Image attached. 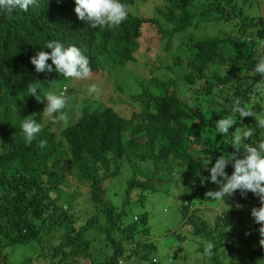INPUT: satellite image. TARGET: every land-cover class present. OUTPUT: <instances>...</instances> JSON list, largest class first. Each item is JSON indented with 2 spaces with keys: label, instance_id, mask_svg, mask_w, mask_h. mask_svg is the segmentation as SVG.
Masks as SVG:
<instances>
[{
  "label": "trees",
  "instance_id": "obj_1",
  "mask_svg": "<svg viewBox=\"0 0 264 264\" xmlns=\"http://www.w3.org/2000/svg\"><path fill=\"white\" fill-rule=\"evenodd\" d=\"M149 1L151 10L141 12ZM158 1L121 0L128 16L111 28H93L89 21L78 19L74 0H37L26 12L0 13V264H156L155 247L147 240V212L127 222L123 217L132 191L138 190L140 199L144 192L156 190L157 172L160 176L176 172L182 189L181 219L204 255L202 262L191 264H264L260 225L250 215L260 205L258 197L235 191L221 200L228 206L222 205L225 212L208 223L200 215L201 206L217 200L206 193L219 185L201 183L208 172L195 159L211 157V164L221 153L235 151L225 136L217 134L215 123L231 112L236 100L253 116L238 120L230 132L251 127L250 143L264 138V129L257 128L255 120L264 112V89L256 90L260 77L252 71L264 55L261 3ZM147 24L157 29L162 40L157 47L162 48L140 63L136 55H146L150 46L141 43ZM200 26L214 32L197 37L193 31ZM49 40L75 45L87 57L90 76L68 81L82 84L81 93L92 81L106 79L113 66H144L151 75L136 80L145 87L132 98L137 110L130 114L131 121L102 102L94 106L92 98L84 96L76 120L58 129L57 117L68 105L64 95V108L44 123L46 101H37L27 88L38 83L42 90L56 78L54 71L37 73L29 59ZM165 55L171 62L166 66ZM103 94L101 100H111L109 89ZM28 116L42 124L31 144L24 143L19 130ZM123 167L131 173L125 179L123 205L116 206L106 198V188ZM232 170L231 164L225 168L228 174ZM72 180L86 186L85 210L92 214L73 209L75 198L64 188L76 186ZM29 243L35 245L34 252L10 260L13 250ZM209 243L213 247L206 253Z\"/></svg>",
  "mask_w": 264,
  "mask_h": 264
},
{
  "label": "clouds",
  "instance_id": "obj_2",
  "mask_svg": "<svg viewBox=\"0 0 264 264\" xmlns=\"http://www.w3.org/2000/svg\"><path fill=\"white\" fill-rule=\"evenodd\" d=\"M36 3L37 0H0V13L9 14L17 9L26 12L29 7ZM74 12L78 19L89 21L93 28L118 26L128 16V10L121 0H74ZM44 49L50 51H44ZM29 59L37 73L54 71L57 74L54 81L61 75L66 85H68V80L86 79L91 74L88 59L81 50L75 45L65 46L57 40L47 41L43 48L37 51L35 55L30 56ZM49 60L51 63H47ZM252 71L260 77V81L256 84V90L264 89V55L257 58ZM96 91L95 84L88 86V94H94ZM27 94L37 101H46L42 111V119L49 117L53 120L55 119L53 114L59 113L64 108L65 96H67H64L63 92H57L54 88L41 90L38 83L29 84ZM106 106L112 107L111 105ZM113 110L123 117L124 121H131L130 116L124 117L114 108ZM249 115L253 116L249 108L242 106L239 100L234 101L231 112L216 120L215 129L217 134L227 138L225 142L231 144L235 151L228 154L221 153L211 164V157H197L195 159H199L208 172L206 177L201 178V183L208 180L219 185L218 190L206 193L212 199L225 200L237 190L242 194L250 191L258 197L260 205L253 207L250 210V215L254 222L260 225L258 231L261 239L259 242L261 246H264V138L250 143L254 132L251 127H235L230 132L238 120L242 121L245 116ZM255 120L256 127L264 129V112ZM133 123H137V121ZM41 128L42 124L38 123L32 116L22 119L19 130L24 143L31 144L36 139L37 134L41 132ZM128 131L124 132L123 136L128 134ZM44 143L43 140L39 141L40 147H43ZM237 153H241V155L237 156ZM229 164L233 169L231 174L225 171ZM237 207L240 205L237 204ZM137 217L138 215H133V220H136ZM212 247L213 245L209 243L205 252H209Z\"/></svg>",
  "mask_w": 264,
  "mask_h": 264
},
{
  "label": "rangeland",
  "instance_id": "obj_3",
  "mask_svg": "<svg viewBox=\"0 0 264 264\" xmlns=\"http://www.w3.org/2000/svg\"><path fill=\"white\" fill-rule=\"evenodd\" d=\"M160 1V0H159ZM161 4L162 2H159ZM261 4L260 13L264 14V0H258ZM152 8V2H146L141 7V12L145 13L150 11ZM148 9V10H146ZM202 25V24H200ZM198 30H194L193 33L197 36H204L203 33L214 32V28L208 26L203 27ZM143 38L141 43H150L149 51L145 54H137L136 57L139 58L138 62L141 63V58L150 57L154 52L159 53L162 46L157 47V44L162 45V40H160L159 33L157 29L151 24L143 26ZM216 32V31H215ZM173 39L172 42H175ZM144 46V45H143ZM173 54V50H171ZM163 54L164 53H160ZM170 56L165 55L162 58V64L164 66L171 64ZM148 60H151L148 58ZM139 66V65H138ZM129 67V66H128ZM124 65L110 68L107 76V82L101 79L95 81L97 91L94 94H88V92H80L78 89L82 84L70 83L66 85L63 77L60 75L54 83L49 87H43L42 89L54 88L57 92H63L67 95L68 105L65 107V113L60 114L57 117L58 129L64 127L67 123H71L76 120L79 116V111L82 108L81 98L84 96L91 97L92 103L96 106L99 103L103 105H111L119 114L124 117H129L133 110H137V103L132 99V96L138 97L143 92L145 86H139L136 80L142 77H149V73L146 71L145 67H132L128 68ZM164 68V67H163ZM129 69V70H128ZM163 71V70H162ZM161 72H154L155 75H159ZM142 79H140L141 81ZM69 81V80H68ZM120 86L118 88L117 84ZM68 84V82H67ZM65 86V87H64ZM62 87V88H61ZM83 89V88H82ZM109 89V98L111 100H101L100 98L105 97V92L103 95L102 90ZM122 89V90H121ZM142 92V93H141ZM264 93V90L261 91ZM261 96H264L261 95ZM258 101V100H257ZM257 103V102H256ZM49 119L46 117L44 123ZM126 136V134H124ZM128 173V174H127ZM131 170H124L121 168L120 174L116 176L113 181H110L106 188V198L116 206L123 205L122 199L126 195V176H129ZM141 175H138V177ZM155 191H146L143 196L140 197L138 190H134L130 193V202L127 203L125 208V216L123 221L127 222L132 219L133 215H139L143 212H147V227H148V241L153 242L155 247V258L157 259L156 264H191L196 262H202L204 255L197 251V241L191 238L190 226L183 223L181 219V214L179 213V195L181 194V186L179 185L178 179L176 177V172L174 174L168 175H158V172L153 177ZM72 183L76 186L64 187L71 192V197L74 196L75 200H72L73 209L77 213H88L92 214V211L85 210L86 199L83 197V193L86 186L77 185L73 180ZM216 191V190H215ZM66 197V196H64ZM63 197V198H64ZM220 199H217L213 203H205L201 206L200 215L207 220L208 223L214 222V217L220 212L223 213L224 206ZM233 205V204H232ZM231 205V206H232ZM248 211V210H245ZM225 212V210H224ZM228 222H234V218L226 219ZM34 244L29 243L22 245L13 250L10 255V260H19L28 254L35 251ZM108 251V249H106ZM12 258V259H11Z\"/></svg>",
  "mask_w": 264,
  "mask_h": 264
}]
</instances>
